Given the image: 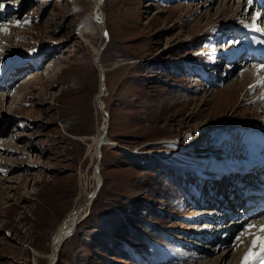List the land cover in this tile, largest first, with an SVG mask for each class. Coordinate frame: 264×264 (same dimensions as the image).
Returning <instances> with one entry per match:
<instances>
[{
  "label": "rangeland",
  "instance_id": "374dc122",
  "mask_svg": "<svg viewBox=\"0 0 264 264\" xmlns=\"http://www.w3.org/2000/svg\"><path fill=\"white\" fill-rule=\"evenodd\" d=\"M97 4L0 0V68L30 59L0 87V264H49L59 228L97 189L105 43L112 144L56 264H242L264 216L223 222L227 202L263 191L264 170L244 169L243 149L217 134L264 132V57L249 49L264 46V0H104L102 24ZM130 154L144 164L163 155L170 168L135 170ZM190 164L209 178L188 174Z\"/></svg>",
  "mask_w": 264,
  "mask_h": 264
},
{
  "label": "bare ground",
  "instance_id": "6f19581e",
  "mask_svg": "<svg viewBox=\"0 0 264 264\" xmlns=\"http://www.w3.org/2000/svg\"><path fill=\"white\" fill-rule=\"evenodd\" d=\"M99 0H97V2H98ZM93 19L95 20V21H97L98 23H101V20H102V13H100V15H98V17L96 18L95 17V15H94V17H93ZM249 49H250V51L252 52V54L253 55H255V56H264V46H261L258 42H250L249 43ZM28 60H30V59H27L24 63H22V64H19L18 62H14V64L12 65V66H10L9 68H7V69H5L4 71H2L1 73H0V78L3 80V82H1L0 83V87H5V89L6 88H8V89H10L9 87H11L12 85H13V82L15 81L14 80V78L12 77V78H8L7 76L8 75H10L11 74V70L12 69H14V71H15V69H17V67H15L17 64H18V66H22V67H24L23 69H25V68H27L26 67V63L28 62ZM18 68H20V67H18ZM21 71H24V70H22V69H20ZM256 70H257V72H258V70L259 69H254V70H252V71H247V73H245L244 75H243V77H242V81H243V86L241 85V87L242 88H244V86L245 85H247V83H248V81H249V79H252V77H251V73L253 74V72H255V74H256ZM13 71V72H14ZM20 72H18V74H19ZM259 74V73H258ZM257 74V75H258ZM16 75H17V73H15V75H12V76H15L16 77ZM21 75V74H20ZM8 82H9V84H8ZM12 84V85H11ZM257 84V83H256ZM255 84V85H256ZM101 105L103 104L102 102L100 103ZM102 108H103V105H102ZM104 109V108H103ZM251 134V132L250 131H247V130H245L244 128L242 129H239L238 131L235 129V130H232V131H230V130H219L218 131V134H217V140H219V141H223V142H225V143H231V144H234V145H236L237 146V148H239V150H241V147H243V155L241 156L243 159L244 158H246L247 156H248V154L249 153H247V151H252V152H254V153H256V154H260V152L264 149V148H261L259 145H256V143H257V141L258 140H255L254 139V136L253 135H250ZM104 140V144L103 145H110V144H112L111 143V141H110V139L106 136V137H104L103 136V134H102V132L101 133H99V135L98 136H96L95 138H94V145H95V156L97 157V160L99 159V148H98V143H99V141H101V140ZM93 144V143H92ZM220 144V143H219ZM103 145H102V147H103ZM233 145V146H234ZM102 147H101V149H102ZM229 147V146H228ZM93 148V147H92ZM232 148V147H231ZM236 148V149H237ZM101 149H100V153H101ZM228 150H229V148H228ZM90 151V150H89ZM227 151V150H226ZM225 151V152H226ZM230 152V151H229ZM232 152V151H231ZM239 153V152H238ZM102 154V153H101ZM240 157V156H239ZM242 159V160H243ZM212 161H213V163H215L216 164V162L214 161V159H212ZM211 161V162H212ZM247 161H249V160H247V159H244L243 160V162H247ZM238 162L236 161V159H233V160H230V161H227V164L229 165V166H231L230 164H232V167H234V166H236V165H238L237 164ZM95 164V163H94ZM244 164H246V163H244ZM246 166V165H245ZM95 167V166H94ZM233 169H235V167L233 168ZM96 172V171H95ZM99 174L96 172V178L98 179V181H99V183H98V186H99V184H100V175L98 176ZM98 186H97V188H98ZM95 192H96V190H95ZM93 193V192H92ZM259 194V193H258ZM258 194H255V195H258ZM95 195V194H94ZM88 196V195H87ZM94 198V197H93ZM88 200V199H87ZM93 199H90V200H88V201H92ZM90 202H89V204H90ZM88 204V205H89ZM86 208V207H85ZM84 208V209H85ZM84 209H82V210H80L79 209V211L77 212V214L74 216V217H71V218H69V219H67L63 224H62V226L59 228V230H58V232H57V234L54 236V238H53V244H52V252H51V255H50V258H51V261H50V263L49 264H51L52 263V261H53V259H54V247L58 244V242H60L61 241V239L65 236V235H67L70 231H71V229H73V227H74V225L76 224V222L78 221V220H80V216H81V214H82V211H84ZM259 213H261V210H259ZM244 216V215H243ZM246 216V215H245ZM239 220V219H238ZM261 223H259V228H260V226H262V225H264L263 224V221H260ZM237 223V221L233 224V225H235ZM259 231V230H258ZM257 231V232H258ZM248 234V233H247ZM251 235V234H250ZM253 235H254V233H253ZM255 235H256V233H255ZM249 237V236H248ZM249 239V238H248ZM252 239L253 238H251L250 240H251V242H252ZM244 241V240H243ZM251 242H249L250 243V246H251ZM245 244H246V242H245ZM244 245V244H243ZM248 245V244H247ZM58 247H57V249L59 250V245H57ZM246 246V245H245ZM241 247V246H240ZM245 249V248H244ZM243 249V250H244ZM246 250V249H245Z\"/></svg>",
  "mask_w": 264,
  "mask_h": 264
},
{
  "label": "water",
  "instance_id": "95a60500",
  "mask_svg": "<svg viewBox=\"0 0 264 264\" xmlns=\"http://www.w3.org/2000/svg\"><path fill=\"white\" fill-rule=\"evenodd\" d=\"M103 3H104V0H99L98 1V4H97V6L95 8V11H94V15H95L96 18L98 17V15H100V13H102V15H103V12H102ZM102 23H103V19L101 20L100 24H102ZM103 35H104L105 39L107 40L108 36H107V31H106L105 27H103ZM105 46H106V43L100 48L98 56L95 59V64H96V66H97V68H98V70L100 72V90H99V93L96 96L95 102H96L97 110L100 112V114L102 115V117L104 119V124L101 127V132H102L104 137H106V135H107L109 117H108V113L102 108V105L100 104L102 102V97L106 95V72H105V70L103 69V67L101 65L100 59H101L102 51L104 50ZM103 144H104V140L102 139L98 143L99 161L96 163V168H95L96 172L99 175H100V159L102 158V154L100 153V149H101ZM102 184H103V181H102V178L100 176V184H99L98 188L96 189V192H99L100 188L102 187ZM96 192L94 191L93 193H90L87 199L88 200L95 199L97 195L95 196L94 194ZM88 200L86 202H84V204L81 206L80 210L84 209L89 204L90 201H88ZM82 221L78 220L76 222V224L74 225L73 229H71V231L67 235H65L61 239L60 242H58L57 245H59V248L64 244V242L67 239H69L70 237H72L74 235L75 229L78 227V225ZM57 245L54 247V259H53L51 264H56L57 261H58V249H57L58 246Z\"/></svg>",
  "mask_w": 264,
  "mask_h": 264
},
{
  "label": "trees",
  "instance_id": "16d2710c",
  "mask_svg": "<svg viewBox=\"0 0 264 264\" xmlns=\"http://www.w3.org/2000/svg\"><path fill=\"white\" fill-rule=\"evenodd\" d=\"M162 156L163 155H155V157H154V159H153V161H150V162H148L147 164H144V158L142 157V155H139V154H130V155H127V156H125V158L129 161V164L132 166V168L133 169H135V170H144V171H146V169L148 168V167H150V168H152V169H154V170H156V165H159L160 166V168L161 169H165V168H167V167H169V165L166 163V161L164 160V159H162ZM170 168V167H169ZM184 170L186 171V172H188V173H194L195 171H203V172H207V171H205L204 169H202V168H197V167H195V166H192L191 164L189 165V166H186V167H184ZM133 209H134V211L136 210V208L135 207H133ZM138 210V209H137ZM127 220H128V218H126ZM134 220V219H133ZM139 219H136V220H134V221H138ZM126 224L127 225H132V224H134V222H132V224L130 223V222H128V221H126ZM122 233H121V235L123 234V235H126L129 231H128V229H127V227H123L122 228ZM133 233H135V232H133ZM129 234H132V233H129ZM120 235V236H121ZM122 235V236H123ZM135 235H139L138 233L137 234H134V236ZM152 241H154L153 239L151 240V242ZM129 242H133L132 240L131 241H129ZM115 243H117V241H115ZM133 243H137L136 241H134ZM127 252H129V251H127Z\"/></svg>",
  "mask_w": 264,
  "mask_h": 264
},
{
  "label": "snow or ice",
  "instance_id": "6c2138e0",
  "mask_svg": "<svg viewBox=\"0 0 264 264\" xmlns=\"http://www.w3.org/2000/svg\"><path fill=\"white\" fill-rule=\"evenodd\" d=\"M248 2L251 3L252 0H248ZM261 70L264 71V65L261 66ZM254 227L255 225L249 224L245 231L250 232ZM236 239L241 241V236L238 235ZM242 264H264V225L260 226L259 233L253 237Z\"/></svg>",
  "mask_w": 264,
  "mask_h": 264
}]
</instances>
